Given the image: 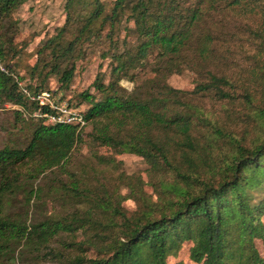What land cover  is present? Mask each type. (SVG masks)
Here are the masks:
<instances>
[{
    "label": "trees",
    "instance_id": "obj_1",
    "mask_svg": "<svg viewBox=\"0 0 264 264\" xmlns=\"http://www.w3.org/2000/svg\"><path fill=\"white\" fill-rule=\"evenodd\" d=\"M23 1L0 0V109L11 103L36 111L8 64L20 50L13 13ZM64 11L62 25L36 50L30 84H23L37 93L48 89L53 77L59 88L68 89L85 49L100 42L109 76L105 82L104 72H97L92 85L101 98L79 93L89 105L84 117L93 123L91 140L117 154L140 156L155 178L150 183L156 200L142 199L128 215L101 184L93 190L95 214L29 220L28 205L46 195L89 199L92 193L75 173L68 185L59 178L82 141L79 126L40 120L24 147L0 148V264H16L23 250H39L58 233L79 229L95 254L71 255L65 264H167L184 242L191 243L189 258L197 264H264L255 246V239L264 243V200L254 202L253 194L264 182V60L257 55L264 56V0H113L108 10L102 0H65ZM228 15L244 17L260 46L253 64L238 71L220 68L231 64L229 44L236 37L226 29ZM140 67L153 76L126 90L120 80L135 81ZM185 69L198 80L191 92L235 101L239 88L260 136L245 145L230 131L215 128L227 148L198 144L189 118L192 113L200 120L199 111L182 99L184 91L167 83L169 75ZM126 124L131 129L123 134ZM47 178L52 182L45 187ZM60 188L66 194L59 195ZM19 194L27 207L15 212Z\"/></svg>",
    "mask_w": 264,
    "mask_h": 264
},
{
    "label": "rangeland",
    "instance_id": "obj_2",
    "mask_svg": "<svg viewBox=\"0 0 264 264\" xmlns=\"http://www.w3.org/2000/svg\"><path fill=\"white\" fill-rule=\"evenodd\" d=\"M102 1L108 10L113 0ZM64 2L65 0H24L13 13L14 19L18 22L14 43L20 50L8 64L12 75L18 80V85L19 83L30 84L32 79L29 77V68L37 59L36 50L64 22ZM243 19L244 17L239 20L233 15H228L226 21L229 22L225 24L226 29L229 32L234 31L233 35L236 37L229 44L228 62L231 64L222 63L220 68L225 69L231 66L235 68V71L244 69L249 64H253L255 55L260 50L259 41L252 40L246 27L247 24H245L246 21L243 22ZM248 20L252 27L256 26L253 20ZM101 50L100 42L85 49L83 58L77 62L78 66L68 89L59 88V83L53 77L48 80L46 88L52 92L56 102L76 107L77 112L85 114L89 105L79 96V93L87 91L96 100L101 98L100 92H97L92 85L96 73L99 71L104 72L105 82L108 80L109 59L100 57ZM257 55L264 60V56ZM1 66L4 64L1 63ZM134 75L135 81L122 79L120 85L130 91L136 81L140 82L144 78H151L153 72L149 68L140 67L134 71ZM197 82V77L188 69L183 70L180 74H171L167 78L168 84L184 91L182 99L191 103L199 111L197 116L200 115V120L192 113L189 118V132L198 144L202 146L216 145L220 149L227 148L226 139L219 138L214 131L215 128H220L223 132L230 131L245 145L251 144L260 136L257 121L248 112V108H245L240 102L239 88L236 90L238 98L235 101H228L215 97L210 92H191ZM21 110L22 107L11 103L5 104L0 109V148L6 145L24 147L39 121L45 122V119H41L35 114V111ZM17 112H22V116ZM92 127L93 123L90 120H85V123L78 127L81 131L82 141L78 142L71 150L65 171L59 177L68 185L73 179L72 174L75 173L76 177L80 178V186H86L92 191L89 199L67 197V195L55 198V195L49 194L43 198L42 202H37V204L33 202L27 207L26 204H23L22 196L19 194L16 202H13L12 211L21 212L27 207L29 220L48 216L70 218L73 212H86L87 210L94 213L99 209L96 207L98 198L93 190H97L95 187L100 188L101 184L107 187L109 193L113 195L111 198L113 204H119V207L128 215L138 209L142 199H147L149 202L156 200V192L150 183L155 178H150L149 166L144 160L132 153L117 154L108 146L94 143L90 137ZM130 129L131 127L126 124L122 133L127 134ZM174 139L181 141L180 134L174 133ZM127 180L130 185L127 184ZM51 182L47 178L42 181V184L48 187ZM57 184L55 183V185ZM57 193L62 195L63 190L60 188ZM253 194L254 202L264 200V182L253 190ZM101 214L105 215L106 212ZM261 221L264 225V215L261 216ZM84 238L85 235L80 229L72 233L60 232L39 247V250H23V254L19 256V261L16 264H65L71 255H94V248L84 241ZM190 246V242H184L177 253L168 256L167 264H197L189 258ZM255 246L260 255L264 257V243L260 239H255Z\"/></svg>",
    "mask_w": 264,
    "mask_h": 264
},
{
    "label": "built area",
    "instance_id": "obj_3",
    "mask_svg": "<svg viewBox=\"0 0 264 264\" xmlns=\"http://www.w3.org/2000/svg\"><path fill=\"white\" fill-rule=\"evenodd\" d=\"M19 87L27 98L37 104L38 109L35 111V114L45 119L44 123L70 124L76 126H81L85 123L83 113L77 112L76 107L56 102L50 90L44 89L37 93H32L23 83H19ZM44 107L48 110L44 111Z\"/></svg>",
    "mask_w": 264,
    "mask_h": 264
}]
</instances>
